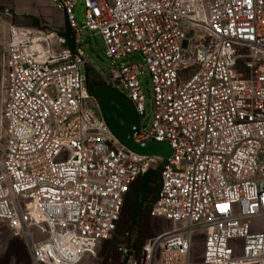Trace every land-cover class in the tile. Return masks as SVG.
Listing matches in <instances>:
<instances>
[{
  "label": "built area",
  "instance_id": "1",
  "mask_svg": "<svg viewBox=\"0 0 264 264\" xmlns=\"http://www.w3.org/2000/svg\"><path fill=\"white\" fill-rule=\"evenodd\" d=\"M48 1L63 13L70 47L58 30L5 25L0 12V222L32 264L94 256L132 184L154 170L147 214L170 227L137 255L120 245L123 264H192L197 236L200 264H264V0ZM87 32L119 67L90 64ZM88 69L133 107L132 141L166 144L168 158L113 136ZM143 75L152 88L147 132Z\"/></svg>",
  "mask_w": 264,
  "mask_h": 264
},
{
  "label": "rangeland",
  "instance_id": "2",
  "mask_svg": "<svg viewBox=\"0 0 264 264\" xmlns=\"http://www.w3.org/2000/svg\"><path fill=\"white\" fill-rule=\"evenodd\" d=\"M0 12L5 25L58 31H63L66 27L63 13L52 8L48 0H0ZM74 13L77 24L81 25L83 10L76 7ZM82 44L90 64L98 72L105 73L120 66V63L113 64L111 60L105 58V46L98 34L93 35L91 32L83 34ZM133 58L123 60L122 63L127 65L135 61L134 56ZM88 76V85L92 92L95 87L102 86L100 78L91 69H88ZM141 84L145 107L139 129L147 132L153 119L152 88L147 75L142 76ZM151 173L154 174L149 177L145 191L142 187L141 191L135 194L141 188L142 178L137 179L130 187L117 230L112 238L101 244L94 256L85 257L79 264H123L124 260L118 251L120 245L127 246L134 255H137L146 241L169 229V223L149 218L147 214L159 181L158 171L154 170ZM135 200L138 201V207ZM201 249L202 238L197 236L193 243L192 264H200ZM0 264H32L25 242L19 236H15L3 222H0Z\"/></svg>",
  "mask_w": 264,
  "mask_h": 264
},
{
  "label": "water",
  "instance_id": "3",
  "mask_svg": "<svg viewBox=\"0 0 264 264\" xmlns=\"http://www.w3.org/2000/svg\"><path fill=\"white\" fill-rule=\"evenodd\" d=\"M93 95L98 101L101 118L125 148L140 155L169 157L171 151L166 144L150 142L138 145L132 141L140 120L131 104L120 97L116 90L98 86L94 88Z\"/></svg>",
  "mask_w": 264,
  "mask_h": 264
},
{
  "label": "trees",
  "instance_id": "4",
  "mask_svg": "<svg viewBox=\"0 0 264 264\" xmlns=\"http://www.w3.org/2000/svg\"><path fill=\"white\" fill-rule=\"evenodd\" d=\"M35 25H36V23H35ZM59 33L62 35V36H64L65 38H66V41H67V45L70 47V41H71V33H70V31L68 30V28H67V26L65 27V29L63 30V31H59ZM151 174H154V173H151V172H149V173H147V174H145L144 176H142V177H140V178H142V181H141V183H140V189L138 190V192L137 193H135L136 195L141 191V189H142V187L144 188V191L146 190V188H147V185H148V183H149V177L151 176ZM157 188H158V186H157ZM143 191V192H144ZM156 191H157V189H156ZM156 193V192H155ZM128 194V193H127ZM127 196V195H126ZM154 197H155V195H154ZM154 197H153V199H154ZM138 200V199H137ZM137 200H135V204H136V206L138 207V201ZM153 201V200H152ZM151 201V202H152ZM141 207H142V205L140 206V209H141ZM149 209V208H148ZM122 212H123V210H122ZM147 213H148V210H147ZM116 230H117V228H116ZM116 232V231H115Z\"/></svg>",
  "mask_w": 264,
  "mask_h": 264
},
{
  "label": "snow or ice",
  "instance_id": "5",
  "mask_svg": "<svg viewBox=\"0 0 264 264\" xmlns=\"http://www.w3.org/2000/svg\"><path fill=\"white\" fill-rule=\"evenodd\" d=\"M221 210L223 211L224 209L222 208Z\"/></svg>",
  "mask_w": 264,
  "mask_h": 264
},
{
  "label": "crops",
  "instance_id": "6",
  "mask_svg": "<svg viewBox=\"0 0 264 264\" xmlns=\"http://www.w3.org/2000/svg\"><path fill=\"white\" fill-rule=\"evenodd\" d=\"M143 205V204H142Z\"/></svg>",
  "mask_w": 264,
  "mask_h": 264
}]
</instances>
